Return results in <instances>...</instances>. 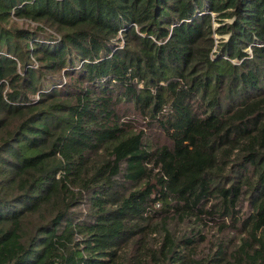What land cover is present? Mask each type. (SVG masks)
<instances>
[{
    "label": "trees",
    "instance_id": "obj_1",
    "mask_svg": "<svg viewBox=\"0 0 264 264\" xmlns=\"http://www.w3.org/2000/svg\"><path fill=\"white\" fill-rule=\"evenodd\" d=\"M0 264H264V0H0Z\"/></svg>",
    "mask_w": 264,
    "mask_h": 264
},
{
    "label": "rangeland",
    "instance_id": "obj_2",
    "mask_svg": "<svg viewBox=\"0 0 264 264\" xmlns=\"http://www.w3.org/2000/svg\"><path fill=\"white\" fill-rule=\"evenodd\" d=\"M140 128L143 127V126H139ZM144 128V127H143ZM144 130H147L146 128ZM156 139H158V137L156 136Z\"/></svg>",
    "mask_w": 264,
    "mask_h": 264
},
{
    "label": "built area",
    "instance_id": "obj_3",
    "mask_svg": "<svg viewBox=\"0 0 264 264\" xmlns=\"http://www.w3.org/2000/svg\"><path fill=\"white\" fill-rule=\"evenodd\" d=\"M156 205H158V204H156Z\"/></svg>",
    "mask_w": 264,
    "mask_h": 264
}]
</instances>
